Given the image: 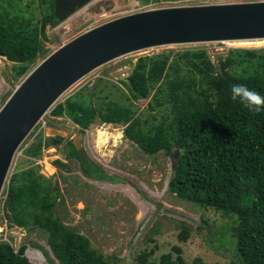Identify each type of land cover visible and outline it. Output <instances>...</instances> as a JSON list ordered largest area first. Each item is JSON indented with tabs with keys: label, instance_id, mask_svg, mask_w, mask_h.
Listing matches in <instances>:
<instances>
[{
	"label": "trees",
	"instance_id": "1",
	"mask_svg": "<svg viewBox=\"0 0 264 264\" xmlns=\"http://www.w3.org/2000/svg\"><path fill=\"white\" fill-rule=\"evenodd\" d=\"M22 1L16 5L14 0H0V55L13 62L12 75L18 78L34 68L40 54L48 52L42 40L51 39L47 24L60 22L55 0H30L25 7ZM127 78L119 81L129 98L135 101L152 95L149 106L164 110L162 120L150 122L132 102L110 99L112 94L95 104L91 93L89 97L84 94L87 86L56 104L51 113L68 115L82 131L98 117L103 122L123 123L128 138L149 154L165 150L170 155L177 145L180 161L172 171L169 190L198 207L232 218L236 255L229 264H264V109L250 111L239 98L231 97V86L238 83L264 96V47L230 48L221 61H213L202 47L146 54L138 58ZM63 139L58 135L49 142L39 140L29 146L27 154L38 156L43 146ZM72 145L86 175L100 170ZM4 190L11 223L47 230L48 244L59 264H112L86 235L67 226L58 215L55 205L60 187H54L37 169L14 171ZM33 245L48 258L43 246ZM27 249V241L16 248L12 240L0 239V264H34ZM148 255L137 254L135 264H187L180 253L176 257L163 253L158 261L149 260Z\"/></svg>",
	"mask_w": 264,
	"mask_h": 264
},
{
	"label": "rangeland",
	"instance_id": "2",
	"mask_svg": "<svg viewBox=\"0 0 264 264\" xmlns=\"http://www.w3.org/2000/svg\"><path fill=\"white\" fill-rule=\"evenodd\" d=\"M14 1L16 5L19 3V0ZM29 1L23 0L21 5L25 7ZM253 1L264 0H94L88 7L77 9L56 25L47 24L46 31L51 39L42 40L48 52L40 54L35 66L62 45L94 25L98 26L94 21L95 16L104 10L110 12L114 7L127 9L130 4L139 2L143 11ZM36 5L38 7V2ZM195 47L206 48L213 61H221L230 48L264 47V38L158 45L128 53L101 65L66 90L43 116L17 151L6 185L14 171L30 167L37 169L44 178H50L53 186H59L61 191L55 205L58 215L67 226L86 235L92 247L102 252L112 264H135L137 254L143 252L149 253V260L158 261L163 253L171 252L174 257L180 253L187 264H197L201 260L206 264H229L236 255L235 247L232 246L235 239L231 237L232 218L213 208L198 207L169 190L171 160L165 150L155 154L144 152L128 138L123 123L103 122L98 117L82 131L68 115L51 113L56 104L87 86L84 94L89 97L91 93L95 104L103 98L108 100L105 96L112 94L110 99L126 104L132 102L135 108L138 107V113L143 118H149L150 122L162 120L164 110L151 109L149 106L152 95L133 101L119 79L131 74L142 55ZM12 66V61L0 55V108L27 76L15 77L12 75ZM80 133L83 134L79 149L81 155H86L100 169L90 173L93 176L84 173L80 159L74 154L72 143ZM58 135L64 137L62 142L43 146L38 156L27 154L31 144L39 140L49 142ZM101 171L112 177L102 175ZM6 197L3 189L0 198V239L12 240L16 248L27 241V255L34 264L42 263L38 257H34L33 251L43 254L45 264H59L48 244L47 230L39 226L28 228L11 223L7 216ZM181 235H187V238L183 239ZM32 243L43 246L50 260Z\"/></svg>",
	"mask_w": 264,
	"mask_h": 264
},
{
	"label": "water",
	"instance_id": "3",
	"mask_svg": "<svg viewBox=\"0 0 264 264\" xmlns=\"http://www.w3.org/2000/svg\"><path fill=\"white\" fill-rule=\"evenodd\" d=\"M92 1L55 0V16L65 20ZM258 38H264V1L145 10L109 20L62 45L27 74L0 108V198L23 142L64 92L89 72L152 46ZM82 136L73 140L78 150ZM170 160L173 171L180 161L177 145Z\"/></svg>",
	"mask_w": 264,
	"mask_h": 264
},
{
	"label": "clouds",
	"instance_id": "4",
	"mask_svg": "<svg viewBox=\"0 0 264 264\" xmlns=\"http://www.w3.org/2000/svg\"><path fill=\"white\" fill-rule=\"evenodd\" d=\"M231 97L233 100L239 98L241 104L250 111L260 112L264 109V96L259 92L250 89L245 84H233L231 86Z\"/></svg>",
	"mask_w": 264,
	"mask_h": 264
},
{
	"label": "built area",
	"instance_id": "5",
	"mask_svg": "<svg viewBox=\"0 0 264 264\" xmlns=\"http://www.w3.org/2000/svg\"><path fill=\"white\" fill-rule=\"evenodd\" d=\"M91 3L92 2H90L89 4H87L86 6H84L82 8L88 7L89 5H91ZM129 7L130 8H127V9H123L121 7H114L110 12H107L106 10H104L100 15L95 16V20L94 21L97 22V25H100V24H103V23H105V22H107L109 20L116 19V18L125 16V15H128V14L137 13V12H141L142 11L141 10V7L142 6H141V4L139 2L138 3H135L133 5L130 4ZM138 8H140V9H138ZM143 11H145V10H143ZM109 16H110L109 19L103 20L105 17H109ZM95 26L96 25H94V27Z\"/></svg>",
	"mask_w": 264,
	"mask_h": 264
},
{
	"label": "bare ground",
	"instance_id": "6",
	"mask_svg": "<svg viewBox=\"0 0 264 264\" xmlns=\"http://www.w3.org/2000/svg\"><path fill=\"white\" fill-rule=\"evenodd\" d=\"M70 124V123H69ZM51 133V132H50ZM47 162V161H46ZM125 189V188H124ZM127 189V188H126ZM126 191V190H125ZM128 191V190H127ZM152 192V191H151ZM138 201L140 200L136 195L134 196ZM135 199V200H136ZM144 204V203H143ZM143 208V207H142ZM39 252V251H38ZM38 252H35V251H33V253H34V257L36 256V257H38L40 260H41V263L42 264H45L46 263V258H44V256L41 254V253H38Z\"/></svg>",
	"mask_w": 264,
	"mask_h": 264
}]
</instances>
